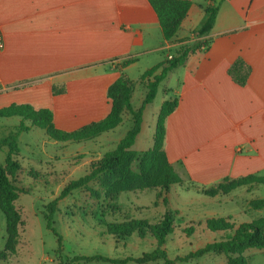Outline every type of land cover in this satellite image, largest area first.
Listing matches in <instances>:
<instances>
[{
  "label": "crops",
  "instance_id": "1",
  "mask_svg": "<svg viewBox=\"0 0 264 264\" xmlns=\"http://www.w3.org/2000/svg\"><path fill=\"white\" fill-rule=\"evenodd\" d=\"M220 1L206 35L211 46L192 53L185 66L169 73L168 82H161L155 98L162 91L161 103L154 106V99L146 106L132 146L137 151L153 146L160 107L178 94L179 105L166 121L165 151L178 171L182 164L191 180L204 184L264 168V0L213 4ZM208 4L192 0L176 38L192 37L207 18ZM0 32V107L13 102L50 107L56 126L65 130L105 117L111 110L107 89L114 80L123 73L140 79L179 44L163 38L149 0H0ZM154 53L155 63L133 75ZM239 57L252 68L243 86L228 73ZM128 58L135 61L123 67ZM62 85L66 92L54 94L53 87ZM140 87L135 108L145 96L144 84ZM121 124L98 136L97 148L114 150L128 131L123 133Z\"/></svg>",
  "mask_w": 264,
  "mask_h": 264
},
{
  "label": "rangeland",
  "instance_id": "2",
  "mask_svg": "<svg viewBox=\"0 0 264 264\" xmlns=\"http://www.w3.org/2000/svg\"><path fill=\"white\" fill-rule=\"evenodd\" d=\"M196 38L193 32L189 38H175L178 42L170 48L173 53L182 42H191ZM170 42H173L170 40ZM157 54H150L138 67L132 70L135 75L141 68L153 65ZM166 79L165 82H168ZM135 82V83H134ZM133 82L134 105L139 104V97L145 80ZM137 90V93H135ZM146 92V89H144ZM162 91L155 99L154 106L161 103ZM173 97V96H172ZM171 97V98H172ZM133 99V97H132ZM152 106L146 118L152 117ZM127 123L121 124L122 132L132 125V116ZM126 117V115H124ZM9 120L8 125L0 123V142L9 132L16 130L20 117L0 118V122ZM29 124V121H26ZM143 124V123H142ZM119 126V125H118ZM19 135L21 152L17 156L22 170L17 174V181L29 190L22 193L15 202L21 214L22 224L14 241L9 242L8 220L0 207V252L10 253L7 261L0 264H58L61 256L66 259L75 255L101 254L112 258L139 257L155 249L157 241L154 236L133 233L128 237H116L109 233L111 223H122L126 217L145 219L150 223L159 222L167 210L177 211L175 228L167 236L166 248L171 258L183 256L209 241L221 240L230 236L233 231H212L207 228L206 220L212 217L231 216L238 226L264 216V208L252 209L250 201L264 198V185L254 187L242 186L228 194L220 193L216 183H197L183 171L182 164L178 171L182 177L180 183L171 186L168 192L161 187L123 190L114 198L106 195V188L101 179L92 180L87 186L74 189L69 195L60 199L54 214V227L62 235L63 249L53 230L47 227L44 212L47 205L59 196L63 187L72 179L83 176L90 163L101 159L107 150L97 148L96 138L80 143L61 142L50 138L44 129L32 127ZM117 136L121 137L120 134ZM146 132L143 133V137ZM110 146L108 149H113ZM112 151V150H111ZM7 157V148L0 147V163ZM259 174H264V168ZM167 199V202L165 201ZM195 226L193 233L187 228ZM11 244L13 251H9ZM248 264H264V248L248 247L244 250ZM76 264H113L103 261L79 262ZM127 264H139L130 261ZM145 264H165L163 260ZM178 264H228V257L223 253H207L201 257Z\"/></svg>",
  "mask_w": 264,
  "mask_h": 264
},
{
  "label": "trees",
  "instance_id": "3",
  "mask_svg": "<svg viewBox=\"0 0 264 264\" xmlns=\"http://www.w3.org/2000/svg\"><path fill=\"white\" fill-rule=\"evenodd\" d=\"M206 7L207 18L202 26L195 31L196 38L190 43L180 44L171 57L163 58L156 65L147 69L142 76L146 92L141 105L135 108L132 102L133 82L126 74H122L114 80L107 89V97L111 102L110 112L100 120L92 121L73 130H65L56 126L54 110L50 107H36L29 102H13L0 107V118L20 117V124L16 130L2 138L0 147L7 148V157L4 163H0V207L5 212L8 220L9 242L15 240L19 227L22 224L21 214L15 207V202L22 193H27L28 188L22 182L17 181V174L22 170L17 156L21 152L19 147V135L29 131L32 127L44 129L47 135L61 142H75L92 140L102 133L112 130L124 120V114H131L132 125L125 136L119 141L116 148L104 154V156L90 163L89 170L81 177L70 180L61 190L57 198L47 205L44 217L47 227L57 235L59 249H63L62 235L54 227V214L60 199L69 195L74 189L87 186L94 179H101L106 188V195L114 198L123 190L144 189L148 187H161L168 192L172 185L182 181L181 175L173 163L168 159L165 151L166 121L174 112L180 102V96L174 95L163 101L157 115L153 146L144 151L132 148L138 134L142 129L143 115L146 106L156 98L161 82L168 77L174 69L185 66L190 55L202 48L211 46V39L206 35L213 29L220 8V1L213 4L214 0H208ZM154 8L161 27L162 36L166 40L177 37L180 27L187 17L192 6V0H149ZM189 41V38L186 39ZM134 58L125 59L122 66L125 67L134 62ZM252 68L249 63L239 57L229 67L228 73L239 85H246ZM135 83V82H134ZM168 94L171 89L164 90ZM54 94L66 92V87L54 86ZM26 121L30 123L27 124ZM218 185L220 193L228 194L238 187H254L264 185V174L248 173L239 176H225ZM167 202V199H165ZM252 209L264 208V198H256L250 201ZM177 211L167 210L162 219L157 223H150L145 219L126 217L122 223H111L108 231L116 237H128L133 233L141 236L151 234L157 241V246L151 251L143 253L139 257L112 258L109 256L75 255L67 257L58 264H76L79 262L103 261L113 264H127L134 261L139 264L163 260L165 264L185 263L201 257L207 253H223L228 257V264H248L244 250L248 247H264V216L249 222H242L238 226L231 220V216L212 217L206 220V226L212 231H233L225 239L209 241L195 250L189 251L183 256L171 258L168 254L166 243L167 236L174 231L175 215ZM195 226L187 228L188 233H193ZM9 251H13L11 244ZM8 252H0V262L7 261Z\"/></svg>",
  "mask_w": 264,
  "mask_h": 264
},
{
  "label": "built area",
  "instance_id": "4",
  "mask_svg": "<svg viewBox=\"0 0 264 264\" xmlns=\"http://www.w3.org/2000/svg\"><path fill=\"white\" fill-rule=\"evenodd\" d=\"M4 47V40H3V37H2V34L0 32V50ZM172 55H169V57H171Z\"/></svg>",
  "mask_w": 264,
  "mask_h": 264
}]
</instances>
